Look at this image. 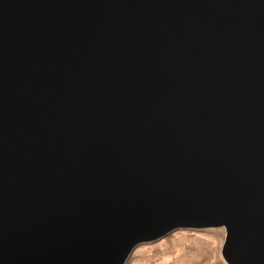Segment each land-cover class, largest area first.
Returning a JSON list of instances; mask_svg holds the SVG:
<instances>
[{"label":"water","instance_id":"95a60500","mask_svg":"<svg viewBox=\"0 0 264 264\" xmlns=\"http://www.w3.org/2000/svg\"><path fill=\"white\" fill-rule=\"evenodd\" d=\"M207 228L264 264V0H0V264Z\"/></svg>","mask_w":264,"mask_h":264},{"label":"rangeland","instance_id":"374dc122","mask_svg":"<svg viewBox=\"0 0 264 264\" xmlns=\"http://www.w3.org/2000/svg\"><path fill=\"white\" fill-rule=\"evenodd\" d=\"M224 228L178 229L134 248L125 264H226Z\"/></svg>","mask_w":264,"mask_h":264}]
</instances>
